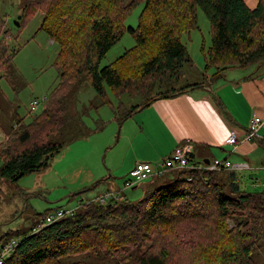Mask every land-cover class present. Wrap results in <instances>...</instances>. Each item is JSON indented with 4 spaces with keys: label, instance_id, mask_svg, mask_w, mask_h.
Returning <instances> with one entry per match:
<instances>
[{
    "label": "trees",
    "instance_id": "obj_1",
    "mask_svg": "<svg viewBox=\"0 0 264 264\" xmlns=\"http://www.w3.org/2000/svg\"><path fill=\"white\" fill-rule=\"evenodd\" d=\"M138 8L136 27H127ZM199 11L210 26V46L202 48L206 71L264 62V0H257L254 9L243 0H27L19 24L42 15L39 31L58 48L53 67L59 76L42 112L27 124L18 120L19 129L0 146V178L14 183L46 170L77 139L55 140L72 119L67 116L69 95L83 80L100 100L90 104L94 110L107 106L115 112L123 106L121 96L144 98L124 120L155 100L197 87L176 86L183 68L194 67L181 35L195 28ZM125 34L134 45L99 69ZM15 54L4 46L0 32V79ZM175 171L173 180L135 203L85 201L74 216L37 231L34 227L3 264H90L101 256L115 264H256L252 253L264 236V189L243 191L230 173L224 192L222 170ZM49 213L40 214L41 221ZM4 239L9 241L4 235L0 242Z\"/></svg>",
    "mask_w": 264,
    "mask_h": 264
},
{
    "label": "rangeland",
    "instance_id": "obj_2",
    "mask_svg": "<svg viewBox=\"0 0 264 264\" xmlns=\"http://www.w3.org/2000/svg\"><path fill=\"white\" fill-rule=\"evenodd\" d=\"M24 3H27V0H0L2 42L4 46L16 51L7 75L2 74L0 79V146L6 143L3 140L16 129L18 120L27 124L34 115L42 112L48 94L58 82L59 72L53 67L58 48L44 31H39L42 15L33 16L25 23L19 24V27L15 25L17 17L21 18ZM140 11L141 8H138L130 14L125 22L127 27H136ZM181 42L185 45L194 67L183 68L176 87L209 83L211 71L214 69L207 70L208 72L204 69L202 48L206 50L210 46V26L201 11L197 13L195 28L183 33ZM133 45V40L125 34L101 61L99 69L113 63ZM108 95L113 105H116L114 95L110 91ZM33 100L42 103L38 110L31 112L29 104ZM118 101L122 102L123 106L115 112L106 107L91 109L90 104L99 105L100 100L87 80H83L81 86L69 95L67 116L72 119L66 130L55 140L64 142L77 139L55 155L46 170L14 183L0 178V238L5 234L10 240L24 238L38 222H42L39 215L44 214L46 210L55 212L57 209H70L74 206L78 208L83 202L92 201L106 192H114L119 194L122 200L127 199L135 203L177 176L178 172L173 170L161 178L151 177L137 184L134 189H125L124 182L129 178L127 175L126 179L111 178L106 184L102 182L90 191L87 190L90 186L86 181L94 167L109 168L114 172L122 166L129 146L125 145L123 139L119 140L121 122L132 107L145 103L144 98L137 96H121ZM114 115L118 126L108 123L109 118ZM126 121L133 124L130 119ZM230 172V168L221 172L225 175L224 192L229 188L227 177ZM240 172H237L238 175L244 178L241 183L238 182V186L243 191L260 192L264 189V170L258 176L257 188L249 187L252 184L250 178L253 176L248 175L247 171ZM106 175H109L108 171ZM133 191L135 195L131 196ZM228 224V228H232L233 224ZM82 259L89 260L87 256ZM252 259L256 264H264V236L259 238ZM90 264H115V261L101 256L91 259Z\"/></svg>",
    "mask_w": 264,
    "mask_h": 264
},
{
    "label": "crops",
    "instance_id": "obj_3",
    "mask_svg": "<svg viewBox=\"0 0 264 264\" xmlns=\"http://www.w3.org/2000/svg\"><path fill=\"white\" fill-rule=\"evenodd\" d=\"M243 1L249 9L257 6V0ZM217 72L216 69L211 71L209 83L155 100L123 120L119 140L123 139L129 150L122 166L114 172L109 168L94 167L90 170L87 184L98 186L111 178L126 179L137 163L157 164L176 147L183 145L190 147V159L198 164L228 161L237 184L244 178L237 172L247 171L253 176L249 187L257 188L258 176L264 170V126L254 141L241 140L252 118L264 119V62L248 69L230 68ZM128 119L133 124H128ZM116 122L115 115L108 120V123L118 126ZM231 129L238 132L235 148L226 144ZM3 244L4 241L0 242V247Z\"/></svg>",
    "mask_w": 264,
    "mask_h": 264
},
{
    "label": "built area",
    "instance_id": "obj_4",
    "mask_svg": "<svg viewBox=\"0 0 264 264\" xmlns=\"http://www.w3.org/2000/svg\"><path fill=\"white\" fill-rule=\"evenodd\" d=\"M44 101V99L42 100ZM39 100H33L30 102V111L34 112L38 110L40 104ZM264 126V119L259 117H254L250 120L244 136L241 141H254L257 137L259 130ZM16 129L12 132L15 133ZM10 135L6 137L3 141H7ZM238 142V132L235 129L229 131V135L226 140V144L235 148ZM191 151L189 146L180 145L176 147L169 156L165 159L159 161L157 164L150 163H137L134 168L129 172V178L124 182L125 189H131L137 184L150 179L151 177H160L165 172L171 170H203V171H219L231 168V164L226 160H214L208 164H198L190 159ZM120 198L119 194L114 192H106L104 195H100L93 199L91 202L98 203L101 205L107 204L108 202L118 200ZM78 208L70 209H57L55 212L49 213L45 220L39 224L35 231L52 224L62 218L72 217ZM23 238L11 239L4 243L0 247V264H3L6 259H8L15 251L18 244Z\"/></svg>",
    "mask_w": 264,
    "mask_h": 264
},
{
    "label": "water",
    "instance_id": "obj_5",
    "mask_svg": "<svg viewBox=\"0 0 264 264\" xmlns=\"http://www.w3.org/2000/svg\"><path fill=\"white\" fill-rule=\"evenodd\" d=\"M19 19H20V16H18L17 19H16V21H15V25L17 27L19 26V23H18ZM205 164H208V162H205Z\"/></svg>",
    "mask_w": 264,
    "mask_h": 264
}]
</instances>
